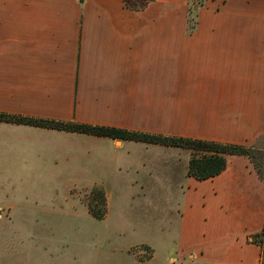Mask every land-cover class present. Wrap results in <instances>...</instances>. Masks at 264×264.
<instances>
[{"label": "crops", "instance_id": "0c3cea01", "mask_svg": "<svg viewBox=\"0 0 264 264\" xmlns=\"http://www.w3.org/2000/svg\"><path fill=\"white\" fill-rule=\"evenodd\" d=\"M80 2L0 0L1 115L244 147L264 140V0L208 1L194 27L190 0ZM86 136L0 122V180L45 156L88 177L99 165ZM105 139L97 141L106 153L127 142ZM137 144L146 147H133L140 160H123L134 178L158 167L153 158L185 150ZM198 185L185 194L168 252L151 251L149 262L264 264V180L250 159L228 156L220 175ZM207 201L211 213L200 217Z\"/></svg>", "mask_w": 264, "mask_h": 264}, {"label": "rangeland", "instance_id": "374dc122", "mask_svg": "<svg viewBox=\"0 0 264 264\" xmlns=\"http://www.w3.org/2000/svg\"><path fill=\"white\" fill-rule=\"evenodd\" d=\"M206 1L190 0L189 25H196L197 9ZM86 138L93 140L91 161L99 165L88 177H79V170L59 171L65 162L45 156L43 161L29 157L28 162L15 164L19 170L13 171V179L0 180V208L5 209L0 211V264H156L163 260L149 262L151 251L162 256L168 252L166 238L181 222L185 194L193 182L199 186V181L186 175L187 151L173 160L153 158L158 167L152 173L142 167L144 179L134 178L138 174L127 170L123 160H140L133 147L145 146L127 141L122 149L110 148L106 153L105 145L97 141L100 138ZM255 148L264 155V140H258ZM255 159L264 178V157ZM102 164L109 169L102 171ZM96 186L106 198L101 220L90 215L86 204ZM200 188L208 193L211 186L208 182ZM208 202L198 205L200 217L209 214Z\"/></svg>", "mask_w": 264, "mask_h": 264}, {"label": "trees", "instance_id": "16d2710c", "mask_svg": "<svg viewBox=\"0 0 264 264\" xmlns=\"http://www.w3.org/2000/svg\"><path fill=\"white\" fill-rule=\"evenodd\" d=\"M125 6L129 7L130 0H122ZM145 3L152 0H139ZM214 1V0H207ZM188 27H194L195 23ZM0 122L26 125L37 128L63 131L68 133L82 134L98 138H107L118 141H132L146 145H158L164 147H173L185 149L190 152L187 174L196 181H206L220 175L226 168V159L228 156H245L253 164L258 176L261 177V169L255 161L256 155L261 154L255 147H244L238 145L220 144L213 141L197 140L191 138L163 136L148 134L144 132H130L111 127L80 124L75 122H58L50 120H34L25 117L6 116L0 114ZM86 201L88 212L97 220H101L106 215V198L102 189L94 187L88 194ZM97 200L98 208L93 203Z\"/></svg>", "mask_w": 264, "mask_h": 264}, {"label": "water", "instance_id": "95a60500", "mask_svg": "<svg viewBox=\"0 0 264 264\" xmlns=\"http://www.w3.org/2000/svg\"><path fill=\"white\" fill-rule=\"evenodd\" d=\"M194 10H196V8H194Z\"/></svg>", "mask_w": 264, "mask_h": 264}]
</instances>
